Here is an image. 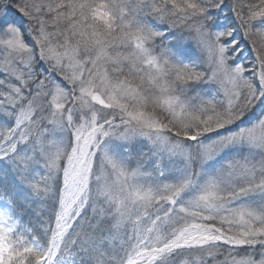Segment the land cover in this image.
<instances>
[{
  "label": "snow or ice",
  "instance_id": "1",
  "mask_svg": "<svg viewBox=\"0 0 264 264\" xmlns=\"http://www.w3.org/2000/svg\"><path fill=\"white\" fill-rule=\"evenodd\" d=\"M0 264H264V0H0Z\"/></svg>",
  "mask_w": 264,
  "mask_h": 264
}]
</instances>
